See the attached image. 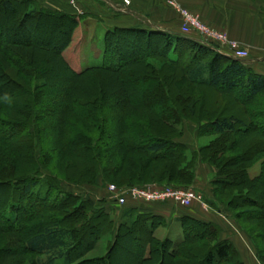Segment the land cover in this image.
I'll list each match as a JSON object with an SVG mask.
<instances>
[{
    "label": "trees",
    "instance_id": "trees-1",
    "mask_svg": "<svg viewBox=\"0 0 264 264\" xmlns=\"http://www.w3.org/2000/svg\"><path fill=\"white\" fill-rule=\"evenodd\" d=\"M18 8H21V18L15 24V30L10 36L11 40L5 39L8 32L4 18L7 14H20ZM0 12L5 14L0 19V54L3 55V58L23 73L24 70L33 65L32 60L35 58L31 57L30 49H32L41 53L42 65L46 66L48 71L53 68L56 69L57 64H59L61 74L52 77L59 80L63 79V86L50 92L48 90L50 84L47 85V81L41 78L38 85L35 84L33 89L36 91L33 93L30 89L31 85L22 81L21 87L23 86L26 92L20 91L11 97L10 100L14 99L12 100V102L14 101V109L17 108L15 102L21 99V105L29 104L33 111L39 104L36 98L38 91L42 94L51 93L46 95L52 97L57 95L56 98L58 99L57 102L51 99V101L42 103V110L33 116V125L28 122L18 125L15 135H12L18 139L19 134H25L20 140L23 148L31 149L33 145L42 148L44 140L51 136L52 131L55 135V143L52 142V145L57 150V162L61 159L64 161V159L70 158L74 162L83 163L84 168L80 169L82 173L86 174L85 176L89 177L85 183L90 184L93 188L119 181L121 184H117V187H143L148 184L159 187L192 185L195 182V167L199 162H203L216 174L214 184L218 187L215 190L223 189L228 195H231L230 190L227 189L228 184L239 187V190L232 191V195H234L230 200L222 201L217 197L215 201H221L228 207H231L232 204L250 206L251 211L248 212L254 213L253 215L256 214L258 218L264 221V175H259L255 179H251L248 175L249 161L264 153V129L259 127L261 120L257 119L258 117L264 119V75L248 68L243 59L219 53L214 44H207L198 39L179 34L140 28L109 29L103 38V63L75 69L72 59L70 60L64 54V50L69 47L73 40L72 36L79 22L78 16L36 7L33 0H0ZM48 21L51 22L55 32L64 30L61 39L56 40L55 36L52 35L46 44L35 43L30 40L31 36L37 33L38 28L41 27L40 22ZM141 42L148 51L142 50L140 52L137 50ZM57 44L61 45L54 46L55 49H50L51 45ZM130 44L137 46V48L133 49ZM161 44L167 48L165 53L156 51ZM171 48L176 50L178 54L172 56L174 54L170 53ZM185 49L188 51L185 52ZM46 52H48V56H46ZM133 54H136V57L131 56ZM185 58H188L186 63H184ZM156 61L161 63L155 69L154 62ZM136 66L141 67L142 71L152 76L164 72L163 67L165 66H174L180 71L175 73L176 76L185 79L190 84L204 86V88L210 87L217 93L227 95L233 100V103L243 106V111L241 114L233 112L228 115H216L210 121L198 120L196 124L200 133L209 130L210 133L217 136L206 145H198L190 152L185 143L174 139L180 135L175 134V127L181 126L182 120L186 117L175 109L166 92L163 91L171 102L170 104L173 105L169 109L175 116L170 119H163L170 133L167 138H163L152 136V131L149 128L152 125L151 120L147 118L146 114H144L145 120H129L126 119L129 114L128 111H122L124 107L129 105L141 106L145 102L148 103L152 98L158 99L162 96L153 91L150 92L152 95L142 94L138 98L128 85L120 84L121 89L118 87L120 90L117 91L114 101L111 103L112 106H115L114 127L116 129L113 131L116 132L113 133L111 132L113 126L108 128L107 125L104 128V125H100V117L95 113L99 110L98 96L91 91L87 93V89L90 87L86 86L84 81L96 75L97 80L101 78L102 82L95 80L93 83L107 84L109 87L110 83L119 81L122 73L132 74L133 72L137 74ZM3 69V63L0 61V70L3 71ZM30 70L32 71L30 73L35 72L33 69ZM4 73L7 74V72ZM175 75L173 74L174 77ZM40 88L41 90H39ZM80 93L82 99H85L84 101L79 99ZM23 94L29 96V99L28 97L23 98ZM77 96L79 97L77 98ZM0 97L1 100L10 98L3 93ZM258 97L262 98V104ZM103 99L108 103L112 100L108 99L106 95ZM139 101L142 102L139 103ZM195 101L192 98V103L186 106L190 112H193L196 107ZM101 103L103 104L104 101ZM103 109L100 106V112ZM37 118L40 120L38 123H36ZM76 119L79 120V125L75 124V122L77 123ZM81 121L90 125L91 129H85ZM4 124L6 123L0 119V125ZM7 126L12 128L9 124ZM3 139L0 138V143ZM79 146L80 149L78 150ZM32 156L30 162L33 163ZM114 156L116 159L111 161ZM144 157L151 163L164 161V165L157 168L153 167L152 169L155 170L152 171V174L148 175L147 179L143 177L141 180L140 172L143 173L146 167ZM42 160L37 158L40 167L44 165ZM43 168H47V165H44ZM49 168L47 170H32L25 176H16L19 174L14 176L11 173L6 176V180H0V186L9 185L13 188L16 186L15 188L21 189V195L27 194L28 197L26 198L33 204L22 208L24 216L29 213L28 215H31L30 218H32L37 213L56 209V205H51L49 199L53 191L60 190L61 181L70 186L82 185L74 179L59 178L51 167ZM120 171L126 172V177L117 176L111 179L110 176L118 175ZM130 179H137L138 182H132ZM254 181L256 183L257 181L261 182L259 196H261V200L263 199L262 201H257L253 196L242 193V190L247 189L246 187L242 188L245 184L248 185V190L251 192L250 187L255 186V184L253 185ZM171 187L178 188L179 186ZM65 196L66 199H73V195L69 191L65 192ZM92 196L90 194V198L78 199V204L74 205L73 211L82 210L79 220L76 218V212L68 213L69 215L65 218H70V221L66 225L64 224L65 218L55 221L44 220L40 217V221H43V223L41 222L42 227L39 229L40 221H38V230L28 233L24 241L25 252L36 256L34 259H30L31 264H78V261L75 262L79 256L77 247L82 244L85 251L93 250V247L96 246L94 242L100 236L97 233L102 228L105 230L106 223L109 224L108 227L110 226L105 231L110 234L112 245L106 248V252L103 254L104 258H97L99 260L97 264H122L115 260L116 258L112 253V248L117 246L122 235L124 238L132 237L138 241L139 250L136 258L142 264H154L157 258L160 259V263L167 262L166 264H244L233 242L221 238V228L213 222L199 220L187 215L173 219L185 230L184 237L177 242L180 244L174 246V242L169 238L160 241L153 236L156 227L168 225L166 219L159 215H153L149 211L138 212L136 206H129L133 200H128L123 206L116 207L113 201L104 199L107 203L104 204V207H100L98 206L99 199H93ZM166 202L172 201L154 202V204ZM115 209L118 211L120 209V217L116 227L114 226L116 222L111 218L112 213H116ZM11 220L15 222L17 216L13 215ZM77 232L81 236L78 239ZM206 238L209 239L208 242H204ZM194 242L199 243L198 249L193 247V249H186L183 253L179 251L180 246ZM145 250H147L146 254L143 255ZM255 256L261 264H264L260 250H255ZM88 259L91 258H85V261ZM19 261H14V264H19Z\"/></svg>",
    "mask_w": 264,
    "mask_h": 264
},
{
    "label": "rangeland",
    "instance_id": "rangeland-1",
    "mask_svg": "<svg viewBox=\"0 0 264 264\" xmlns=\"http://www.w3.org/2000/svg\"><path fill=\"white\" fill-rule=\"evenodd\" d=\"M168 4V3H167ZM170 6V5H169ZM20 14L12 15V14H7L5 16L4 13L0 12V19L4 18L6 20V27H7V32L8 34L6 35L5 39L11 40V34L15 30V24L18 23V19L21 18V8H18ZM25 9V8H24ZM23 10V9H22ZM264 15V12H263ZM199 17V16H198ZM200 19V18H199ZM201 20V19H200ZM202 21V20H201ZM204 22V21H202ZM41 27L38 28L37 33L31 36L30 40L39 43L46 44L48 42V39L54 35L55 39H61L63 36V31H58L55 32L52 29V24L51 22H40ZM79 23V22H78ZM205 23V22H204ZM207 24V23H205ZM51 27V28H50ZM214 28V27H213ZM218 31L224 32L222 30H219L217 28H214ZM101 30L100 28L96 33H100ZM75 33V34H74ZM74 37L72 38V42L70 43L69 47L64 50V54H66L69 59L71 58L74 59V53H76V50H73V41H78L80 38L79 35L80 31L74 30ZM225 33V32H224ZM101 34V33H100ZM227 34V33H226ZM230 40H233L227 35ZM28 39V38H27ZM200 40V39H198ZM96 41H98V37H96ZM201 42H205L200 40ZM235 41V40H233ZM101 42V39H100ZM237 42V41H235ZM206 43V42H205ZM239 44V42H237ZM61 45V44H59ZM57 45H51L50 49H55L54 46H59ZM131 45V44H130ZM240 45V44H239ZM78 47V46H77ZM101 48V43H98V48ZM131 47L137 48V46L131 45ZM59 48V47H58ZM90 48V47H89ZM99 48V49H100ZM217 48V46H215ZM29 49V48H28ZM166 47L163 46V44L159 45L156 51H159L161 53L166 52ZM138 51L142 50H147L146 46H144L143 42L140 43V45L137 48ZM31 51V57L35 58L32 60L33 65L26 70L25 72H21L20 70H17L11 62L5 60L3 58V55L0 54V61L3 63V71L0 72V95L2 93L4 95L9 96L10 98H6V100H1L0 97V119H2L6 124L0 125V138H4L2 143H0V180H6V176L9 174H13L14 176H25L29 171L32 170H47L49 167H51L52 171H54L55 174L59 176V178L62 179H74L77 180L78 182L82 183L81 186L77 185H68L64 181H61L60 184V190L59 191H53L52 196L49 199V203L56 205V209L54 210H49L48 212H43V213H37V215L32 216L26 214L25 216L22 214V208L29 207L31 205V201H29L26 197L27 194L21 195V189L20 188H15L16 186L11 187V186H0V264H14L16 261H19V264H31L30 259H34L36 256H33L27 252H25V247H24V241L26 239V236L28 233L31 231H35L36 229L38 230L39 225H37L38 221H40V217L44 220H59L62 218L67 217L69 214L68 213H74L77 215V219L79 220L82 210L78 211H73L74 205H77L79 200L84 199L85 197H89L90 194H92V198H98L99 199V204L98 206L104 207V204L107 203L106 200L111 199V195L108 192V187L111 185V183H107V185H101L98 186L97 188H93L90 184H87L89 180V177L85 176L86 174L82 173L80 168H84L83 163L79 161H73L70 158H66L58 160V154L57 150L53 147L52 142H54V137L55 135L51 131L50 137L46 138L44 140V145L42 148L38 145H33L31 149L29 148H23L21 145L20 140L25 136V134H19L18 139H15L13 135L16 133L18 125L20 124H25L28 122L29 124L33 125L34 122H32L33 116L36 114V112L42 110V103H45L47 101H53L56 100L57 102V95L55 97H52L50 95L46 94H51V93H44L42 94L40 91H38V94L36 95L37 102L39 103L37 108L34 109V111L31 109L32 106L29 104L26 105H21V99L15 102V105L17 108L14 109V101L12 102L11 97L14 96L18 92L25 93L26 90L21 84H23L22 81L29 83L31 85V91L32 93L36 91V89H33L35 84L38 85L40 82L39 79L43 78L45 81H47V85H49L48 90L52 92L51 90H54L55 88H60L63 86V79H54L52 76L53 75H60L61 70H60V65L57 64L56 69H52L48 71L46 69V66L42 65L41 62V53L35 52L32 49ZM37 51V50H36ZM71 51V52H69ZM97 51V50H96ZM144 51V52H145ZM175 51V52H173ZM185 52L188 50L185 49ZM248 52V51H247ZM90 54L87 55V58H90L89 61H83L80 63L79 61V55L80 52L76 53V58L78 61H75L73 67L75 69L91 66V65H99L103 63L102 57L97 55L95 53V44L90 48L89 52ZM170 53L174 54L172 56H175L177 53L176 50H173V48L170 49ZM48 52H46V56H48ZM139 55V54H138ZM145 55V54H143ZM26 57L30 58L28 55H25ZM133 57H136V54L131 55ZM249 56V53H248ZM71 57V58H70ZM248 58V57H247ZM246 58V59H247ZM30 60V59H29ZM156 60V59H155ZM183 61V60H182ZM188 61V58H185L184 63ZM31 63V64H32ZM159 61L154 62V68H158L159 66ZM137 70V74L133 73L132 74H121V78L119 81L116 83L114 82L113 84L110 83L109 87L107 84H102V83H93L97 78L94 76L89 77L87 80L84 81L86 83V86L90 87L87 89V93H90V91L98 96L97 98V103L99 104V110L98 112L95 111L96 115L100 117V125L106 126L108 125V128H112L111 132L115 133L116 131H113L116 129L114 127V122H115V106H112V101H114V97L117 94V91L120 90V84L121 85H128L131 90H133L138 98H140V95H152L150 92H157L159 95L162 96V98L158 99H151L148 103L145 102L144 105L141 106H127L124 107L122 110L128 111V116L126 119L132 120H145L144 114L147 115V118H150L151 120V126L149 127L150 130L152 131V136H157V137H163L167 138L169 136V128L166 126L165 122L163 119H170L174 117L175 115L172 113L171 106L174 105L175 109L185 116L182 120L181 126L175 127V134L179 135L175 137L177 141H180L182 143H185L187 146L188 150L191 152L192 150L195 149L196 146L198 145H206L211 139L215 138L217 135L214 133H210L209 130H206V132L200 133V129H198L196 122L198 120H202L203 122L205 121H210L212 120L213 117L216 115H228L229 113L237 112V113H242L243 111V106L239 104L233 103V100L228 97L227 95L220 94L215 92L212 88H208L204 86H198L194 84L188 83L185 79H182L179 76H176L175 73H179L180 71L175 68L174 66L172 67H163L164 72H161L157 75H150L149 73H146L142 71L143 69L141 67H135ZM30 69H33L34 73ZM5 70V71H4ZM153 70V69H151ZM63 71V70H62ZM4 72H7L4 73ZM154 72V70H153ZM10 75H9V74ZM175 75V77L173 76ZM10 76V78H9ZM62 78V77H61ZM55 81H53V80ZM52 80V81H51ZM57 80V81H56ZM51 81V82H50ZM97 81H101L102 79L100 78ZM96 81V82H97ZM57 86V87H56ZM118 87L120 89H118ZM41 90V88L39 89ZM165 94L169 96V98L172 101L171 105L168 100V98L165 96ZM41 93V94H40ZM101 93V94H100ZM181 93V94H180ZM101 95V98H100ZM107 96L108 99H112L109 103L104 100V96ZM80 96V97H79ZM79 99L84 101L85 99H82V94L80 93ZM180 96L182 99L180 100ZM23 98L29 96H24L22 95ZM111 97V98H110ZM186 97V98H185ZM262 97V96H261ZM258 97V100H260V103L262 101V98ZM194 98L195 101V109L193 112H190L188 107H186L189 103L191 104V99ZM7 101V102H6ZM16 101V100H15ZM101 101H104L102 104ZM142 101H139L141 103ZM138 103V102H137ZM262 104V103H261ZM31 106V108H30ZM100 106H102L104 109L100 112ZM82 109V107H80ZM22 109V111H21ZM144 109V110H143ZM198 109H200V112H198ZM105 110V111H104ZM21 111V112H20ZM47 115V114H46ZM52 116V114H51ZM49 117V116H47ZM257 119L261 120V123L259 124V127L261 129H264V119L262 117H258ZM40 122V120H36V123ZM77 123L75 124L79 125V120L76 119ZM129 122V121H128ZM33 123V124H32ZM83 127L87 130L91 129L90 125H86L81 121ZM7 124L11 126L12 128H8ZM206 129V128H205ZM13 134V135H12ZM98 135V134H97ZM256 136V134H254ZM98 137V136H97ZM55 143V142H54ZM18 146V148H17ZM54 148V149H53ZM80 149V146L78 147V150ZM221 150V147H220ZM33 155V156H32ZM33 157V163L30 162L31 158ZM114 158L111 161H114L116 158ZM136 157V156H135ZM37 158L43 159L42 162H44V165H47V168H43V166H39V163L37 162ZM144 161L146 162V167L143 170V173H141V180L144 177L147 179L148 175L152 174V171L155 169H152L153 167H160L164 165V161H155L151 163L149 160H147L144 157ZM166 163V162H165ZM203 163V162H202ZM34 164V165H33ZM206 166H208L206 163H203ZM248 175L251 179H255L257 176H261L262 174L264 175V153L261 155H258L255 157L253 160L249 161L248 163ZM197 167V166H196ZM195 167V182L192 185H171V186H179L181 187H186V188H192L194 189L200 196L202 197L200 202L201 204H204L205 206L208 207V211H210L213 214L220 213L219 215L223 216L226 218L228 221V226L227 229L229 231H232L233 233L230 234L232 236V239L234 237H241L240 241H242V238L245 240L246 243L251 247L252 250H260L261 256L264 258V221L258 218V216L251 211L250 206L247 205H241L237 206L232 204L231 207L226 206L224 203L221 201H215L216 203L213 202V199H209L210 195L206 191V189L210 190L212 192L214 199L218 197L219 200L222 201H228L232 198V191H237L239 190V187H235L233 184H228L227 189L230 190L231 195H228L226 193V190L224 191L223 189H217L215 190L218 185L214 184V178H215V172L213 173L209 167V174L205 178V182L201 186V181L202 177H199L197 172L199 171L198 168ZM50 169V168H49ZM11 170V171H10ZM42 172V171H41ZM45 172V171H44ZM126 172L120 171L118 172V175L110 176L111 179L116 178L117 176H125ZM110 179V180H111ZM132 182H138L137 179H130ZM166 180V179H164ZM231 182V180H229ZM200 183V187H198V184ZM114 185L121 184L120 181L117 183H112ZM251 186V192L248 190V185H244L242 188L246 187L247 190H242L243 194L253 196L254 199L257 201H262L260 194V186L261 182L257 181V183L254 181L253 185ZM153 185V184H148ZM143 186V185H142ZM241 189V188H240ZM69 191L73 195V199H66L65 192ZM63 191H65L63 193ZM234 191V192H235ZM259 191V192H258ZM216 194V195H215ZM237 194V193H236ZM231 196V197H230ZM59 197V201H58ZM57 198V199H56ZM90 198V197H89ZM91 198V199H92ZM106 199V200H104ZM73 203V204H72ZM33 204V203H32ZM52 208V206H50ZM191 207V206H190ZM189 208V207H187ZM116 213H112L111 218H113L115 227L117 225V221L119 220L120 217V209L119 211L115 209ZM216 212V213H215ZM27 213V212H26ZM13 215L17 216V220L13 222L11 218ZM20 215V216H19ZM40 215V216H39ZM7 220V224H6ZM64 224H68L70 221L69 219H64ZM41 220L40 227H42ZM38 223V224H39ZM5 225V226H4ZM105 230H108L107 228L108 225L107 223L105 224ZM104 228L97 234L100 235L97 240H95V247H93V250L90 251H85L84 245H80L77 247V252H79L78 258L75 260L78 261V264H97L98 259L97 258H104L103 254L106 252V248L110 247L112 244V240L110 237V234L106 233ZM228 230L226 232L228 233ZM105 231V232H104ZM222 231V230H221ZM122 233V232H121ZM185 230L175 221H170L168 225L166 226H159L156 227L153 231V236L157 238L158 240H164L165 238L171 239L174 243V246L180 244L177 243L182 240L184 237ZM77 232V239L80 236V234ZM123 236V235H122ZM119 238V241L117 242V246L113 247L112 253L114 254V257L116 258L115 260L117 262H121L122 264L124 263H129V264H142L137 261V254L139 250L138 246V241L135 239H132V237L124 238L123 237ZM238 237V238H239ZM209 239L206 238L204 239V242H208ZM247 245V246H248ZM199 243H192V244H186L180 246L179 251L181 253L185 252L186 249H198ZM148 247V245H147ZM177 247H175L177 249ZM143 253V255L146 254ZM76 252V253H77ZM202 253V252H200ZM85 258H91L85 261ZM15 261V262H14ZM160 259H156L154 264H158ZM167 262H159V264H166ZM147 264V263H145Z\"/></svg>",
    "mask_w": 264,
    "mask_h": 264
},
{
    "label": "crops",
    "instance_id": "crops-1",
    "mask_svg": "<svg viewBox=\"0 0 264 264\" xmlns=\"http://www.w3.org/2000/svg\"><path fill=\"white\" fill-rule=\"evenodd\" d=\"M36 7L47 8L51 11H62L78 16L79 23L75 28L80 31L79 40L73 41V50L80 52L79 61H89L87 55L95 44V53L102 57L103 38L112 28L151 29L173 33L198 39L194 32L183 31L179 13L167 4V0H33ZM182 7L192 11L207 25L224 31L229 37L246 49L249 53L243 59L246 66L254 72L264 75V0H175ZM100 28L101 34L96 33ZM75 34V33H74ZM73 34V37H74ZM98 37V41H96ZM101 39V42H100ZM74 40V39H73ZM101 43V48H98ZM78 46V47H77ZM90 47V48H89ZM97 50V51H96ZM71 52V51H69ZM73 63L78 61L75 57ZM81 67V64H80ZM201 186L209 174V167L199 162L197 167ZM200 183L198 184V187ZM209 199H215L212 192ZM216 203V202H215ZM129 206H136L138 212H152L154 215L166 219L169 223L173 219L187 215L199 220L213 222L221 228V238L229 239L239 251L244 264H261L248 243L241 237L230 236L232 231L227 229L228 221L218 213L208 211V207L200 202H194L189 208H184L173 202L164 204H141L131 201ZM228 230V233L226 232ZM248 245V246H247Z\"/></svg>",
    "mask_w": 264,
    "mask_h": 264
},
{
    "label": "built area",
    "instance_id": "built-area-1",
    "mask_svg": "<svg viewBox=\"0 0 264 264\" xmlns=\"http://www.w3.org/2000/svg\"><path fill=\"white\" fill-rule=\"evenodd\" d=\"M168 5L173 7L181 17V28L183 31L194 32L198 39L207 44L217 46L219 53L238 59H246L248 52L237 42L230 40L226 33L218 31L202 22L199 17L189 9L182 7L175 0H167ZM108 192L116 207L123 206L128 200L154 203L172 201L182 207H190L195 201H201L202 197L192 188H175L171 186L159 187L149 185L143 187H117L109 185Z\"/></svg>",
    "mask_w": 264,
    "mask_h": 264
},
{
    "label": "bare ground",
    "instance_id": "bare-ground-1",
    "mask_svg": "<svg viewBox=\"0 0 264 264\" xmlns=\"http://www.w3.org/2000/svg\"><path fill=\"white\" fill-rule=\"evenodd\" d=\"M228 56V55H227ZM231 57V56H230ZM234 58V57H233Z\"/></svg>",
    "mask_w": 264,
    "mask_h": 264
}]
</instances>
